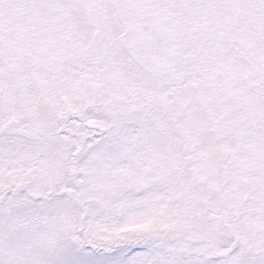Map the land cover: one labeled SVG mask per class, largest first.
Here are the masks:
<instances>
[{"label":"snow or ice","instance_id":"obj_1","mask_svg":"<svg viewBox=\"0 0 264 264\" xmlns=\"http://www.w3.org/2000/svg\"><path fill=\"white\" fill-rule=\"evenodd\" d=\"M0 264H264V0H0Z\"/></svg>","mask_w":264,"mask_h":264}]
</instances>
